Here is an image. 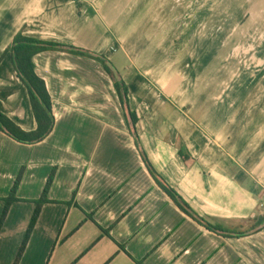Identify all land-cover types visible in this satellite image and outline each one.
Here are the masks:
<instances>
[{"label": "crops", "instance_id": "1", "mask_svg": "<svg viewBox=\"0 0 264 264\" xmlns=\"http://www.w3.org/2000/svg\"><path fill=\"white\" fill-rule=\"evenodd\" d=\"M233 1L0 0V111L26 131L37 128L6 52L23 31L103 55L127 85L138 136L114 85L122 117L97 104L93 81L71 90L75 63L91 58L35 55L55 126L35 144L0 130V214L23 169L22 200L12 203L0 232V264H13L53 169L50 201L19 264H264V37L228 38L239 25L230 27L226 13L245 12ZM252 43L260 46L252 58L258 65L241 66L240 53H224L226 45ZM79 117L85 129L77 134ZM142 151L217 230L174 202Z\"/></svg>", "mask_w": 264, "mask_h": 264}, {"label": "trees", "instance_id": "2", "mask_svg": "<svg viewBox=\"0 0 264 264\" xmlns=\"http://www.w3.org/2000/svg\"><path fill=\"white\" fill-rule=\"evenodd\" d=\"M45 51H63L73 53L76 55L94 59L102 64L104 70L113 78V85L117 92V95L119 96L122 105L126 107L125 116L128 121V125L130 126V130L135 138H138L136 132L137 115L133 110L130 109L127 85L124 80L121 77H118L117 74L113 71L108 60L103 55L96 54L90 50L74 45H67L54 41L30 37L25 35L23 31H20L15 35L12 44L6 50V52H10L17 75L27 87L32 111L37 122V128L32 131H26L18 124H16L5 113L0 111V130L2 132L20 143L35 144L47 138L54 129L55 116L53 111L52 97L46 86L45 80L37 74L36 65L34 62V56ZM141 153L144 162L156 183L174 200V202L184 212L192 216L198 222L204 224L208 228L217 230L216 227L210 225L207 221H205L201 216L196 214L191 209V207L183 199V197L173 187H171L156 171V169L148 160L146 154L143 151ZM54 175L55 170L53 169L47 179L40 198L34 201L36 204L35 209L24 234V237L21 241V244L18 248L13 264L20 263L40 215L41 208L45 203L50 201L48 198V194L54 180ZM22 176L23 169H21L18 173L9 195L3 198L4 208L0 216V232L12 203L22 200L17 196Z\"/></svg>", "mask_w": 264, "mask_h": 264}, {"label": "rangeland", "instance_id": "3", "mask_svg": "<svg viewBox=\"0 0 264 264\" xmlns=\"http://www.w3.org/2000/svg\"><path fill=\"white\" fill-rule=\"evenodd\" d=\"M239 1L243 3L242 9H245L244 11L246 13L243 11L242 13L235 14V15H232L231 13L230 14L226 13L225 22L230 23L229 26L234 25L235 24L234 22H237L235 24L236 27H238L239 25V27L235 29V32L233 33V35H231V32H230L228 38H233V36H237L241 38V40H244L245 38L248 39V38L264 37V0H239ZM218 2L219 0H210V5L216 6ZM250 7H255V9L251 10L249 9ZM210 36H211V31H210ZM255 44L252 43L251 46L242 45L240 48L226 45L224 47V53L226 54V56L240 53L242 55V59L240 60L241 66L247 64L248 62L251 64L253 63V64L258 65L260 63L258 61L254 63L253 59H254V54L257 53L258 50H260V46H257ZM239 63H234V65L236 66ZM74 67H75L74 69L75 72L71 74V75H74V78L71 76L70 77L73 78L72 81L75 82V86L71 87V90L72 89L74 90L77 87L82 86V84L86 80L93 81L97 87V93H96L97 94L96 96L97 104L99 106L112 107V109L115 111L117 116L122 117V109L120 107L116 94L113 92V89H114L113 88V78L104 70L102 64H100L98 61H94L91 59H82L81 62L75 63ZM54 98L57 99L56 94H54ZM60 101L68 102V96L65 97V100H62V98H60ZM123 108L124 110H126L125 106H123ZM78 119H80L81 122L77 123L76 124L77 126L75 127V131L77 134L82 133V131L85 129L84 124H82L83 123L82 118L79 117ZM128 129H129L130 134L133 136V138L136 139L133 133L131 132L130 127ZM98 130L99 129L97 127V129L94 130V133L98 134L99 132ZM12 241L13 240L9 241V239H6L5 240L6 247H8V245H10L11 243L14 245L15 242L13 241L14 242L13 243Z\"/></svg>", "mask_w": 264, "mask_h": 264}, {"label": "built area", "instance_id": "4", "mask_svg": "<svg viewBox=\"0 0 264 264\" xmlns=\"http://www.w3.org/2000/svg\"><path fill=\"white\" fill-rule=\"evenodd\" d=\"M260 208H261V213L264 216V197H263L262 201L260 202Z\"/></svg>", "mask_w": 264, "mask_h": 264}]
</instances>
